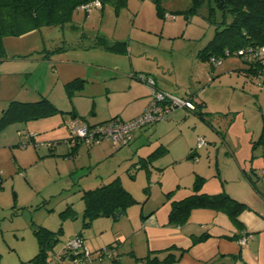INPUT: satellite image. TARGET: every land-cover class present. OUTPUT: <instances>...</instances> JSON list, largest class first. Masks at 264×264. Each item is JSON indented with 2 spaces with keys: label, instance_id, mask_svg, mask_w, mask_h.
Here are the masks:
<instances>
[{
  "label": "rangeland",
  "instance_id": "1",
  "mask_svg": "<svg viewBox=\"0 0 264 264\" xmlns=\"http://www.w3.org/2000/svg\"><path fill=\"white\" fill-rule=\"evenodd\" d=\"M159 1L162 14L153 0L106 1L88 12L77 8L63 26L4 37L0 114L11 100L32 102L43 97L59 112L12 122L0 130V264H39L33 259L38 252L36 225L63 229L47 248L43 264H75L69 258L57 263L55 254L77 233L91 252L86 264H141L129 250L133 241L136 256L146 255L143 232L133 231L139 228L141 210L154 207L159 215L166 214L173 201L195 191L198 177H202L198 191L206 187L228 194L237 186L231 159H252L253 170L264 173V78L255 83L246 72L249 64L238 55L220 57L214 66L197 55L215 32L213 20L222 19L219 9L209 14L213 0H203L195 9L192 0ZM99 37L108 43L125 41L128 48L106 49L98 44ZM131 61L139 70L150 66L160 72L172 91L205 101L206 113L201 115L205 120L190 111L176 118L169 114L147 125L151 130L130 145L102 140L100 144L111 147L110 154L92 153L95 144L82 141L75 153L68 143L72 112L85 122L110 113L124 118L125 112L129 115L135 109L139 92L151 94L137 78L140 85L129 89L128 78L114 65L128 66ZM74 79L83 80V86L67 90L65 84ZM155 124L161 129L160 139L152 132ZM200 138L204 145H197ZM160 145L165 150L149 156ZM115 177L135 202L117 219L96 216L84 224L83 191ZM67 206L75 214L63 217L60 212ZM110 243L114 254H102ZM147 262L142 263L158 264Z\"/></svg>",
  "mask_w": 264,
  "mask_h": 264
},
{
  "label": "trees",
  "instance_id": "2",
  "mask_svg": "<svg viewBox=\"0 0 264 264\" xmlns=\"http://www.w3.org/2000/svg\"><path fill=\"white\" fill-rule=\"evenodd\" d=\"M92 1L95 0H0V61L4 59L3 39L5 36H19L43 26H63L72 20L73 12L79 6ZM98 1L101 6L106 1L113 0ZM153 1L157 12L162 14L160 1ZM202 1L192 0L191 9L198 7ZM215 9L220 10L222 19L219 22L213 20L216 24L215 32L205 47L198 52L197 55L201 59L209 61L213 65L211 62L212 57L221 59L220 57L226 55H237V50L239 49L247 51L248 49H257L264 45V0H213L209 5L210 16L213 15ZM99 39L102 42H98V44L106 49L115 52H124L127 49V42L125 41L108 43L103 37H99ZM238 56L249 64L246 72L252 79L258 72L264 71V57L250 60L241 55ZM46 57H48L47 54L44 55V58ZM137 77L140 79L139 75ZM65 86L70 91L77 86L82 87L83 80L74 79L67 82ZM200 104V102H197V106H200ZM57 112L59 110L56 106L45 97L32 102L11 100L0 114V130L12 122L45 118ZM198 115L201 116L202 111L198 112ZM262 135H264V127H262ZM78 144L70 148L75 151ZM161 149L164 148H161L160 145L149 156H155L162 151ZM141 166H146V162H142ZM198 178L199 181L195 182V191L193 193L171 203L168 222L174 225L183 224L186 222L190 211L194 208L220 210L227 213L233 221L238 222L239 213L246 209L245 203L233 199L224 192L209 194L198 191L202 177ZM82 198L84 200V224L86 225L96 216H111L113 219H117L123 216L127 212V208L135 202L132 194L123 187L118 177L93 189L84 190ZM69 214H75L70 206H67L65 211L62 210L60 212L63 217ZM60 232H62V227L57 231L40 225L33 227V234L38 244V252L33 257L35 262L39 264L45 262L47 248L53 245ZM77 236L80 237V233ZM205 236L202 235L197 239H203ZM107 247L114 248L112 244ZM181 254L182 252H180ZM74 256L68 251L63 253L59 260L62 258L72 259ZM177 258L165 256L163 259L158 260L157 257H145L151 263L171 262L172 260H177ZM222 258L220 256L206 264H221L223 262L221 261L223 260ZM225 258L234 260L239 259V256L230 255L225 256ZM59 260H57V263Z\"/></svg>",
  "mask_w": 264,
  "mask_h": 264
},
{
  "label": "crops",
  "instance_id": "3",
  "mask_svg": "<svg viewBox=\"0 0 264 264\" xmlns=\"http://www.w3.org/2000/svg\"><path fill=\"white\" fill-rule=\"evenodd\" d=\"M129 56L131 59L132 55L129 54ZM114 65L117 66V69H121L123 71V75L128 78L129 89H133L134 86L139 84L134 80V78L141 80L137 77L140 72L141 74L152 77L155 80V84L158 89L170 92L178 97L191 98L196 103V106L197 102L201 103L200 106H197V108L193 110H188L186 108H178L176 111L174 110L172 113H170L171 116L173 115V118L180 117L182 116V113L187 111H190L192 114L196 115H198V112L200 111H202V114L206 113L204 112V109L206 110L207 107V103L205 101H196V96L189 93L187 94V92L184 94V96L176 93V90L172 91L169 89L170 85L168 81L163 79V75L160 72L154 71L152 67L149 66L146 68V70H139L141 68H138L137 65L134 66L132 61L128 64V66H123L120 63H116ZM135 98L138 100L135 109L132 110L129 115H125L127 114V112H125L123 114L125 119L123 116H121L119 119H116L123 121L131 120L141 114L148 105L151 94L143 95L139 92ZM71 115H78V113L75 111L72 112ZM93 115H97V112H95ZM199 117L204 119L202 116ZM113 118H115L113 113L104 114L102 118L97 117L95 120L87 121V123L90 125H97ZM166 124L168 125V123ZM153 127L154 130L152 132L158 134L162 133L160 126L155 124ZM149 130L151 129H148V126L138 129L129 145L133 141H138L139 137L144 136L145 133L149 132ZM164 131L167 132L166 128ZM160 138L161 134L158 136V139ZM100 143L101 142L97 143L98 147H96L95 144V147L92 149V153L106 154V151H108L110 154L112 152L111 147L105 145L104 143ZM113 145L116 146L115 144ZM79 147L80 145L78 144L75 153L77 150H79ZM195 152L196 151H193L192 155ZM231 160L233 165H231L230 171L231 174L235 175L236 177L234 181L237 182V186H234L232 190L227 192L228 195L233 199L243 202L246 205V209L241 211L237 217L238 222L233 221L227 215V213L220 210L194 208L190 211L186 222L181 225H174L168 222V213L170 209L166 210V214L161 215L157 213L158 210L154 207H151L150 210L145 213L143 210H141V220L137 222L139 224V228L134 229L133 231H136V233L143 232L146 243V255H139V257H137L133 247V241H130L129 250L131 252L132 258L141 259V264H144L142 262L144 261L145 257L149 256L157 257L158 260L163 259L165 256H168L169 258L178 257L177 260H172L171 262H159L158 264H206L209 261L222 256L223 260L221 261L223 262L221 264H264V184L261 183L264 181V173L260 171L258 174L255 172V170H253L252 159ZM16 161L18 162V159H16ZM247 161L249 164V169L253 170L254 174H257V181H254L252 176H250L246 171L245 167H247ZM194 167L196 168L198 165L194 163ZM20 168H22L21 164H17V169ZM261 170H264V168H261ZM28 172L29 170L26 169V173ZM204 189L205 190H203V192L205 193H216V190H209L206 187ZM134 227L135 226H133V228ZM132 235L134 234L132 233ZM132 235L130 236V240L133 239ZM202 235L206 236L203 239L198 240L197 238ZM241 238H245L244 243L240 242ZM82 242L85 244L84 240H82ZM119 243L122 245V242ZM181 249H183V251H181ZM180 252H182L181 255ZM230 255H238L239 259L227 260L225 256ZM90 264L97 263L95 261ZM100 264H102V261Z\"/></svg>",
  "mask_w": 264,
  "mask_h": 264
},
{
  "label": "built area",
  "instance_id": "4",
  "mask_svg": "<svg viewBox=\"0 0 264 264\" xmlns=\"http://www.w3.org/2000/svg\"><path fill=\"white\" fill-rule=\"evenodd\" d=\"M99 6L100 2L95 0L79 6V8L85 9L88 12L92 7ZM237 55H241L250 60L264 57V45L257 49H248L247 51L239 49L237 50ZM211 62L213 66L218 65L221 62V59L212 57ZM139 77L149 86L151 93L150 101L141 114L127 121L114 118L97 125H90L79 116L70 117L67 122V127L70 133L68 139L69 146L72 147L80 141L89 145L97 144L102 140H108L115 145H128L133 139L135 132L141 127L166 118L178 108H186L188 110L195 109L196 105L193 99L178 97L170 92L158 89L155 80L150 76L141 74ZM262 78H264V71L258 72L253 76L252 80L255 83H259ZM204 144L205 141L200 138L198 145L200 146ZM244 241L245 238L240 239L241 243H244ZM68 251L75 255L72 258L75 264H85L91 256V252L83 244L82 239L77 235L74 239L68 241L62 250L55 254L56 260H59L61 255ZM114 251V248H105L102 250V254L112 256Z\"/></svg>",
  "mask_w": 264,
  "mask_h": 264
}]
</instances>
